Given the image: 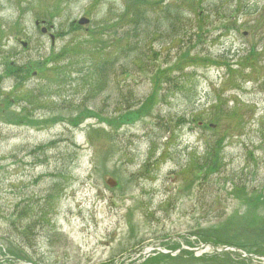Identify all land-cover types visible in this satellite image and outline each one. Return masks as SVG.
<instances>
[{
  "label": "rangeland",
  "instance_id": "rangeland-1",
  "mask_svg": "<svg viewBox=\"0 0 264 264\" xmlns=\"http://www.w3.org/2000/svg\"><path fill=\"white\" fill-rule=\"evenodd\" d=\"M212 239L264 256V0H0V260Z\"/></svg>",
  "mask_w": 264,
  "mask_h": 264
},
{
  "label": "water",
  "instance_id": "water-1",
  "mask_svg": "<svg viewBox=\"0 0 264 264\" xmlns=\"http://www.w3.org/2000/svg\"><path fill=\"white\" fill-rule=\"evenodd\" d=\"M85 24H88V20L87 19L82 18V19H80L78 21V25L79 26L80 25H85ZM41 33L45 34L46 33V29L43 28L41 30ZM51 39H52V37H51ZM198 250H201L202 251L201 253L206 252V251H211L213 253H221V252H225V251H228V250H233V251L237 252L238 254H240V251L238 249H232V248H229V247L217 248V247L212 246L211 244H203V245L200 246L199 249L193 250V252H196ZM154 251H155L154 249H149V250H145L144 252L139 253L137 255H143L144 257H148L149 254L151 252H154ZM157 252H159V251H157ZM247 258H251V256H247ZM0 261H2V260H0Z\"/></svg>",
  "mask_w": 264,
  "mask_h": 264
},
{
  "label": "trees",
  "instance_id": "trees-1",
  "mask_svg": "<svg viewBox=\"0 0 264 264\" xmlns=\"http://www.w3.org/2000/svg\"><path fill=\"white\" fill-rule=\"evenodd\" d=\"M207 238V237H206ZM213 241H212V244H218V240L216 241V240H214V239H212ZM220 243V242H219ZM255 252H257V250L255 251ZM258 253V252H257ZM239 264H244V263H242V262H238Z\"/></svg>",
  "mask_w": 264,
  "mask_h": 264
}]
</instances>
